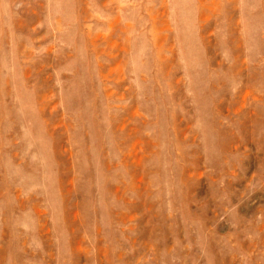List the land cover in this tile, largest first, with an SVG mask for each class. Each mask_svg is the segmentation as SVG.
I'll return each instance as SVG.
<instances>
[{
    "label": "rangeland",
    "instance_id": "1",
    "mask_svg": "<svg viewBox=\"0 0 264 264\" xmlns=\"http://www.w3.org/2000/svg\"><path fill=\"white\" fill-rule=\"evenodd\" d=\"M0 264H264V0H0Z\"/></svg>",
    "mask_w": 264,
    "mask_h": 264
}]
</instances>
